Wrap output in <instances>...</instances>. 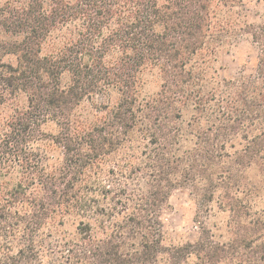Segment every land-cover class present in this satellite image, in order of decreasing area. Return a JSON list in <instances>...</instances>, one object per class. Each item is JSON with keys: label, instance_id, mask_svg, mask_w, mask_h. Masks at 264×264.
Segmentation results:
<instances>
[{"label": "trees", "instance_id": "trees-1", "mask_svg": "<svg viewBox=\"0 0 264 264\" xmlns=\"http://www.w3.org/2000/svg\"><path fill=\"white\" fill-rule=\"evenodd\" d=\"M242 34L255 70L225 76L220 55ZM147 71L160 78L150 93ZM9 103L0 264H264L252 179L264 177V12L249 21L244 0H4ZM179 188L199 236L168 243Z\"/></svg>", "mask_w": 264, "mask_h": 264}, {"label": "rangeland", "instance_id": "rangeland-1", "mask_svg": "<svg viewBox=\"0 0 264 264\" xmlns=\"http://www.w3.org/2000/svg\"><path fill=\"white\" fill-rule=\"evenodd\" d=\"M4 0H0L2 3ZM245 12L249 21H259L264 12L263 0H244ZM258 56V46L248 34L236 38L228 49L220 55L219 65L225 67L221 74L238 77L245 73L254 72ZM143 91L150 93L158 89L160 78L156 71H147L144 74ZM24 97L21 102L24 103ZM12 104L0 105V122L10 113ZM252 179L261 186L264 193V177L258 172L252 173ZM171 208L164 215V230L168 243H180L186 240L194 241L199 236V227L195 221L197 211L196 201L188 189L179 188L173 191L170 198ZM219 215L220 220L224 219Z\"/></svg>", "mask_w": 264, "mask_h": 264}]
</instances>
